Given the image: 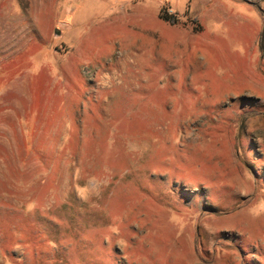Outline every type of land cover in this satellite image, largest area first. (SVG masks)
<instances>
[{"label": "rangeland", "instance_id": "374dc122", "mask_svg": "<svg viewBox=\"0 0 264 264\" xmlns=\"http://www.w3.org/2000/svg\"><path fill=\"white\" fill-rule=\"evenodd\" d=\"M0 264H264V0H0Z\"/></svg>", "mask_w": 264, "mask_h": 264}, {"label": "trees", "instance_id": "16d2710c", "mask_svg": "<svg viewBox=\"0 0 264 264\" xmlns=\"http://www.w3.org/2000/svg\"><path fill=\"white\" fill-rule=\"evenodd\" d=\"M161 18H163V19L166 20V21H169V22L172 23V24H175V23L178 22L177 19H176V17L173 16V15L170 16V15L162 14V15H161Z\"/></svg>", "mask_w": 264, "mask_h": 264}, {"label": "water", "instance_id": "95a60500", "mask_svg": "<svg viewBox=\"0 0 264 264\" xmlns=\"http://www.w3.org/2000/svg\"><path fill=\"white\" fill-rule=\"evenodd\" d=\"M58 31V30H57Z\"/></svg>", "mask_w": 264, "mask_h": 264}]
</instances>
